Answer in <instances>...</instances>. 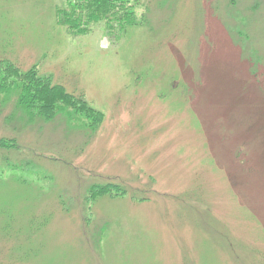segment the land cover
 Returning <instances> with one entry per match:
<instances>
[{"label":"rangeland","instance_id":"1","mask_svg":"<svg viewBox=\"0 0 264 264\" xmlns=\"http://www.w3.org/2000/svg\"><path fill=\"white\" fill-rule=\"evenodd\" d=\"M65 4L0 0V59L103 119L88 137L0 93V264H264V0H140L86 32ZM107 182L128 195L88 200Z\"/></svg>","mask_w":264,"mask_h":264},{"label":"trees","instance_id":"2","mask_svg":"<svg viewBox=\"0 0 264 264\" xmlns=\"http://www.w3.org/2000/svg\"><path fill=\"white\" fill-rule=\"evenodd\" d=\"M139 2L140 0H66V4L58 8L56 14L58 22L73 32H86L91 24L101 20H104L108 27L118 24L120 28H124L138 23L134 7L139 5ZM248 6L251 10H244L245 14L252 13V9L258 12L257 6ZM20 71L12 61L0 59V93L6 95V100L14 96V105L21 110V117L26 116L24 119L31 122L65 121L69 124L72 123L70 120H79L82 125H73L76 130L80 129V132H85L88 137L97 131L103 119L101 111L94 109L80 96L69 93L63 85L55 83L50 74L40 73L35 67L24 73ZM16 143V136L11 137L10 142L0 139L2 149H17ZM22 182L34 197L36 194L41 196L43 188L38 186L34 189ZM103 195L116 197L128 193L126 188L117 183H95L89 187L87 198L93 200ZM34 220L32 218L31 223ZM104 231V228H101L94 232L93 238L97 244L104 240Z\"/></svg>","mask_w":264,"mask_h":264}]
</instances>
